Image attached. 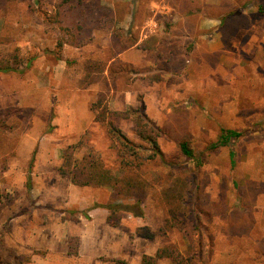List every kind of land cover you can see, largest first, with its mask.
Wrapping results in <instances>:
<instances>
[{"label": "rangeland", "instance_id": "obj_1", "mask_svg": "<svg viewBox=\"0 0 264 264\" xmlns=\"http://www.w3.org/2000/svg\"><path fill=\"white\" fill-rule=\"evenodd\" d=\"M34 1L0 0V67L13 66L0 70V264H141L144 254H154L167 243L186 250L189 240L178 228L154 239L137 234L139 226L162 225L161 192L171 185L172 169L189 180L192 189L199 184L209 196L212 217L204 226L206 240L213 238L215 245L211 264H264V62L246 50L254 46H247L251 32L242 29L227 41L228 62H219V57L189 62L180 73L165 70L160 81L146 79L147 72L140 67L119 75L113 106L110 90L97 111L103 106L137 108L142 98L145 112L166 130L158 138L166 161L150 157V144L136 131L137 114L114 119L130 140L141 145L136 160L142 162L140 172L146 181L142 203L135 204L133 198L119 201L123 217L115 227L103 213L112 187L75 185L59 172L70 145L78 159L93 151L115 174L125 170L123 146L105 121L96 120L93 108L99 92L111 85L80 86L88 82L86 60L112 57L102 47L108 36L99 30L81 47L66 44L60 49L59 31L48 24L56 0ZM192 1L196 6L209 4L200 28L207 18L215 20V25L210 22L202 28L207 33L199 45L217 38L222 16L233 8L241 10L239 26L251 27L256 42L264 38V0ZM102 2L135 13L139 25L149 15L160 18L173 11L170 0ZM245 9L250 14L242 13ZM253 57V62L245 60ZM153 63L150 69L158 70ZM128 91L133 93L130 106L121 100V92ZM88 110L94 120L82 129L80 118ZM223 127L241 130L243 136L231 146L214 148ZM182 140L193 148L194 158L182 153ZM125 155L135 159L129 151ZM236 224L247 233L235 234ZM72 236L79 237L77 254L69 252Z\"/></svg>", "mask_w": 264, "mask_h": 264}, {"label": "trees", "instance_id": "obj_2", "mask_svg": "<svg viewBox=\"0 0 264 264\" xmlns=\"http://www.w3.org/2000/svg\"><path fill=\"white\" fill-rule=\"evenodd\" d=\"M9 0H4L6 3ZM33 1V0H31ZM173 11L163 17H158L165 25L164 35H153L140 42L139 33H134L127 37L122 28L118 25L129 12L128 9L119 6H109L102 0H56L53 3L54 13L49 18L48 24L54 25L59 31L57 41L61 49L66 44L81 47L93 40L96 30L110 31L112 62L103 60L88 59L84 62L88 82H81V87H87L93 83H106L108 90L99 92L98 100L93 104L95 118L98 121H105L109 131L116 136L119 143L123 146L121 152L122 165L125 169L122 175L115 174L108 168L104 161L93 151L87 152L82 159L74 155L75 146L70 145L64 150V161L59 167L60 175L68 179L71 183L79 186L112 187V196L107 204L109 213L107 222L112 226H118L123 217L119 209L123 206L121 202L125 198H133L135 204H140L145 200L146 181L140 172L142 162H137L140 157V144L130 140L117 126L116 118H131L137 114L136 131L138 136L150 144L153 150L152 159L159 156L163 157L158 138L166 130L156 124V122L145 112V103L142 98L137 108L130 107L128 110H109L103 106L102 112L97 111L108 97L110 90H116V81L119 75L127 69L136 70V67L128 62L119 59L120 53L138 46L146 50L148 56L156 61V72L149 78L160 81L166 71L171 69L177 74L186 70L190 60L210 62L217 59L219 53L210 54L207 51L205 42L199 45L201 37L207 33L200 28L201 19L207 14L204 11L208 3L201 5H191L192 0H188V5L183 0H170ZM34 3H40L35 0ZM227 14L222 16L218 31L221 32L225 41H229L235 33L244 26H239L238 17H241V10L233 8L227 10ZM243 13V12H242ZM176 15H179L175 19ZM246 26V25H245ZM13 69V66L0 67V70ZM123 71V72H122ZM95 75V77H94ZM92 76V78H90ZM109 110V111H108ZM243 136V131L233 128L221 129L217 142L213 143L214 148L231 146V143ZM180 149L187 159L194 158L195 152L185 140L179 142ZM129 151L135 159L126 157ZM235 150H230L232 163H235ZM34 156L32 157V163ZM179 171V170H177ZM183 171V169H182ZM185 171V170H184ZM171 185L164 187L161 195L165 217L162 225L153 229L149 225H142L137 228V234L147 239H154L156 236H167L173 229H180L189 240L186 250L181 249L177 243H167L157 248L154 254H144L141 264H159L162 259H170L171 264H211L215 254L213 238L206 240V226L204 223L212 217L210 210L209 196L203 193V187L197 184L194 189L189 180L185 177L176 176L175 170L169 173ZM191 187V188H190ZM254 223L251 217L250 224ZM235 234L243 235L247 232L242 231V226L236 224ZM79 237L69 238L71 254L78 253Z\"/></svg>", "mask_w": 264, "mask_h": 264}, {"label": "crops", "instance_id": "obj_3", "mask_svg": "<svg viewBox=\"0 0 264 264\" xmlns=\"http://www.w3.org/2000/svg\"><path fill=\"white\" fill-rule=\"evenodd\" d=\"M117 1V0H115ZM125 1H130V0H125ZM211 2L215 3L217 2V0H211ZM111 7H113V4L111 5ZM254 11V10H253ZM244 14H250L249 11H247V9H245L243 11ZM179 17V15H176L175 19H177ZM138 17L135 13H130L128 12L124 19L119 23V27H122L123 31H124V34L129 37V36H132V34H134L135 32L136 33H139V36H140V42L144 39H147L149 37H152L153 35H160V36H163L164 35V31H165V28H164V23L159 20V18H156V17H152V16H148L145 18V20L143 21L142 24H136L135 20L137 21ZM211 22L210 25H215V20L213 19H208L203 21V24L201 26V29L203 27H208L209 23ZM138 29V30H137ZM205 29V28H204ZM244 29L245 30V33L246 32H251L250 33V40L252 41L250 44L248 43L247 46H252L254 44V46H252V49L248 47V49L246 48L247 51H252L254 53V57L256 55V57H258V59L261 61V62H264L263 61V57H262V51L261 49L259 48L261 43L264 42V38L262 39H257V42L255 41L256 39H254V33L252 32V28L251 27H248V26H244L243 28L239 29L237 35L241 32V30ZM101 31H104L106 34H107V40L104 41V44L102 45L103 48H106L108 49L110 52H111V38H110V35H111V32L110 31H106V30H101ZM101 31H96V35L98 34V32H101ZM108 32V33H107ZM221 32H218L216 37L219 38L220 40H217V38H214V39H210V40H206V46H207V51L210 53V54H213V53H219L218 57H219V62H228L229 60V55H228V46H227V41L224 40V38L222 39L221 37ZM262 45V44H261ZM246 46V47H247ZM255 48L257 49L258 48V53L255 54ZM258 55V56H257ZM252 58L251 60L249 59H245L247 62H253L255 61V58ZM95 59H99L98 57H96ZM119 59L122 61V62H128V63H131L132 65H134L136 68L137 67H140L142 69H145L147 72V74H144L145 78L146 79H149V76L148 75H151L152 73L156 72L155 69H150L151 66H155V64L153 62H156L155 60L151 59L149 56H148V53L146 50L142 49L141 47H138V46H134V47H131L125 51H123L122 53H120L119 55ZM113 59L109 58V62H112ZM207 58H204L202 59L201 62H208L206 61ZM189 62H196L194 60H190ZM197 62H200V61H197ZM210 62H212L210 60ZM164 76V75H163ZM112 98L115 96V90L112 91ZM121 94L123 95L121 98V100L124 99V102H125V105H129L132 103V98H133V93L132 91H128V92H121ZM119 99V97H116ZM113 100H115V98L112 99L111 101V104L113 106ZM116 106V104L114 105V107ZM126 106L124 107L126 109ZM113 108V107H112ZM117 108V107H115ZM123 107L121 108H117V109H113V110H123L122 109ZM94 120V113L92 112V110H88L87 112H84V115L80 118V124H82V129H85L87 126H90L92 124ZM85 125H87L85 127ZM108 208L107 207H104L103 208V213H104V216H105V219L107 220V216H108Z\"/></svg>", "mask_w": 264, "mask_h": 264}]
</instances>
